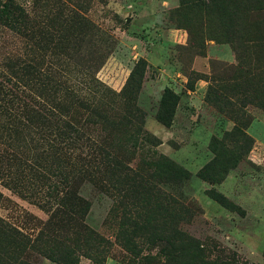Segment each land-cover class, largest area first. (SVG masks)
<instances>
[{
    "label": "rangeland",
    "instance_id": "rangeland-1",
    "mask_svg": "<svg viewBox=\"0 0 264 264\" xmlns=\"http://www.w3.org/2000/svg\"><path fill=\"white\" fill-rule=\"evenodd\" d=\"M12 1L33 29L28 39L0 24L3 80L11 59H31L32 92L45 106L63 102L84 139L70 137L62 164L46 158V129L23 127L10 138L5 131L0 150L38 168L3 162L0 218L37 235L70 204L110 242L100 264H180L179 253L166 255L179 249L161 230L169 222L238 262L264 264V0ZM170 95L165 124L159 116ZM87 138L121 167L100 164ZM78 156L92 160L85 176ZM87 244L75 264H97ZM31 262L57 264L39 254Z\"/></svg>",
    "mask_w": 264,
    "mask_h": 264
},
{
    "label": "trees",
    "instance_id": "trees-1",
    "mask_svg": "<svg viewBox=\"0 0 264 264\" xmlns=\"http://www.w3.org/2000/svg\"><path fill=\"white\" fill-rule=\"evenodd\" d=\"M0 24L20 36L28 39L32 36V22L12 0L0 3ZM4 68L7 69L10 79L3 80L4 76L0 72V138L7 130H9L8 137L10 138L12 135L16 137L23 127L44 128L53 137V145H50L52 152L46 158L54 157L58 162L65 164V160L71 158L69 153L70 137L72 136L78 141L84 139L83 133L71 122L70 111L63 102L60 106L58 104L45 106L39 101L41 100L40 96L32 92L36 85L37 70L31 59L23 60L17 57L11 59ZM171 98L175 97L170 95L163 101L165 107L163 114L159 116V120L165 124H170L169 118L173 112L172 107L175 105V102L171 104L173 102ZM72 102L84 110L90 118L96 121H105V115L98 107L79 98H74ZM85 141L89 150H97L101 159L100 164H106L115 169L121 167L114 157L97 147L91 139L87 138ZM77 159L82 163L81 167L84 169L83 171L77 169L78 176H85L87 172L85 168L92 163V160H86L81 156H78ZM5 161H13L17 167H22L23 172L38 168L36 161L33 162L36 163L33 164L35 167H32V165H27L28 161L12 158V155H9L5 150H0V167ZM124 170L131 172L127 168ZM34 172L37 171L34 170ZM32 175L34 176V174ZM159 175L155 174L154 177L149 175L148 179L152 180ZM38 177L42 178L40 173L35 179ZM136 177L141 182L150 184L142 177L138 175ZM1 197L2 194H0ZM60 209L56 210L50 219L42 224L37 235L28 234L0 218V264H34L31 262L33 254L44 256L57 264H75V254L81 249L80 247H84V243H88L86 249L93 250L96 254L98 260L95 259V263L100 264L103 255L111 245L110 242L87 228L81 219L76 218L70 204L67 209L62 207ZM63 228L72 233V239H66L67 236L62 234ZM161 230L166 233L165 238L173 241L174 239L178 240V250L174 244L168 241L171 246L175 247L174 251H167L166 255L170 258L171 255L174 256L173 253H179L181 255L180 264H243L233 259L231 253H225L222 248L212 242L202 243L188 236L185 232L175 228L172 222H169ZM170 244L167 245L170 246Z\"/></svg>",
    "mask_w": 264,
    "mask_h": 264
}]
</instances>
